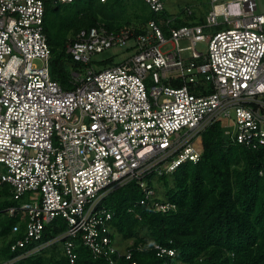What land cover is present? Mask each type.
<instances>
[{"label":"built area","instance_id":"1","mask_svg":"<svg viewBox=\"0 0 264 264\" xmlns=\"http://www.w3.org/2000/svg\"><path fill=\"white\" fill-rule=\"evenodd\" d=\"M142 1L155 16L146 25L115 31L99 24L71 39L66 52L81 68H70L66 90L52 76L48 0H0V186H10L14 202L28 197L5 212L19 219L13 234L23 238L11 251L25 250L20 258L59 242L76 264L78 242L109 264L132 261L113 240V214L103 204L109 194L134 181L143 204L152 202L157 180L200 161L195 141L219 121L230 123L234 142L264 148V12L257 0H210L203 24L180 27L183 18L166 13V0ZM112 49H124L126 60L96 70L95 58ZM155 208L176 209L167 202ZM57 220L66 230L44 242Z\"/></svg>","mask_w":264,"mask_h":264},{"label":"trees","instance_id":"2","mask_svg":"<svg viewBox=\"0 0 264 264\" xmlns=\"http://www.w3.org/2000/svg\"><path fill=\"white\" fill-rule=\"evenodd\" d=\"M127 1L102 4L86 0L62 5L48 0L44 28L52 51V76L64 89L70 87V68H81L66 52L78 32L99 24L115 31L139 28L153 20L148 17L139 21L140 26L132 25L128 14L133 5ZM194 19L179 20L176 26L205 22L204 17ZM226 125L215 123L195 141L201 151L199 162H187L174 174L159 179L165 196L159 195L156 182L157 198L143 204L145 193L133 181L106 197L103 204L113 214V240L120 252L132 253V261L123 257L119 264H264V148L234 142ZM9 189L0 186V264H70L59 242L27 258H20L25 250L11 251L23 233L13 234L19 219L5 214L17 205L10 199ZM157 202L170 203L176 209L159 213ZM65 230L64 222L57 220L46 231L44 242ZM123 240H134V244L121 248ZM151 245L175 250L177 257H161ZM76 252V264H109L78 242Z\"/></svg>","mask_w":264,"mask_h":264},{"label":"rangeland","instance_id":"3","mask_svg":"<svg viewBox=\"0 0 264 264\" xmlns=\"http://www.w3.org/2000/svg\"><path fill=\"white\" fill-rule=\"evenodd\" d=\"M209 1L210 0H168L167 10H168V13L171 14L172 16L182 17L183 18L182 22L191 21L190 19H192L193 17H195V19L196 18L198 19V18H202L206 16L207 12L210 9ZM127 2L130 4V6L131 4L133 5L130 13L128 14L130 17V20H133L132 25L140 26L141 24L139 23V21L143 22V20H145L148 17L155 19V16L150 10V8L142 0H128ZM257 2L260 6L259 12L263 13L264 12V0H257ZM187 8L192 10L193 12V16L191 18H186V17L184 18L183 12ZM184 46H186V44H184ZM207 48H208L207 44H201L199 46V51L205 53ZM127 55L128 53L124 49H112L107 52H104L103 54H100L99 56L95 58L94 60L95 65H96L95 68L96 70L100 71V70H103L104 68H110V67L119 65L122 62H124V60H126L125 57ZM225 124H227L226 128L229 129L228 124L230 123L225 122ZM3 171H4V166L0 165V172H3ZM157 182L159 184V189H158L160 192L159 195L163 197L165 196L166 190L163 186L160 185L161 182L159 180H157ZM7 186L10 188L9 185ZM9 192L11 193V188L9 189ZM10 199L13 200L12 194H11ZM23 201L28 202V197H26ZM21 202H17V203L20 204ZM133 244H134V240H126L123 242L121 248L125 249V248L132 246Z\"/></svg>","mask_w":264,"mask_h":264},{"label":"clouds","instance_id":"4","mask_svg":"<svg viewBox=\"0 0 264 264\" xmlns=\"http://www.w3.org/2000/svg\"><path fill=\"white\" fill-rule=\"evenodd\" d=\"M166 5H167V1H166ZM166 13H167V14H169V13H168V10H167V12H166Z\"/></svg>","mask_w":264,"mask_h":264}]
</instances>
